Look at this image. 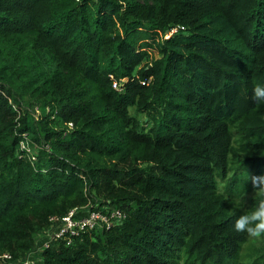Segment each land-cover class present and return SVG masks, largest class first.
<instances>
[{"label": "trees", "instance_id": "trees-1", "mask_svg": "<svg viewBox=\"0 0 264 264\" xmlns=\"http://www.w3.org/2000/svg\"><path fill=\"white\" fill-rule=\"evenodd\" d=\"M256 83L264 0H0V263L108 201L121 224L40 264H264V235L232 228L264 173Z\"/></svg>", "mask_w": 264, "mask_h": 264}, {"label": "built area", "instance_id": "built-area-1", "mask_svg": "<svg viewBox=\"0 0 264 264\" xmlns=\"http://www.w3.org/2000/svg\"><path fill=\"white\" fill-rule=\"evenodd\" d=\"M175 31L176 30L173 29L168 36ZM44 148L47 149L48 147L45 146ZM17 156L25 157L30 162L35 161L36 151L35 153L33 152L32 147L26 139V134H21L20 136ZM109 204L110 203L106 201L99 210L93 208H84L80 210L72 209L61 219L55 217L50 218L51 221L56 223L40 238L35 250L30 253L25 260L18 262L17 264H39L36 259L31 258L30 256H39V253L46 249L51 241L64 239L70 242V239L80 232H88L97 228H105L107 230L113 226L121 224L126 215L120 209L110 206ZM9 259L10 257L7 254H4L1 256L0 264H6L5 261Z\"/></svg>", "mask_w": 264, "mask_h": 264}, {"label": "clouds", "instance_id": "clouds-1", "mask_svg": "<svg viewBox=\"0 0 264 264\" xmlns=\"http://www.w3.org/2000/svg\"><path fill=\"white\" fill-rule=\"evenodd\" d=\"M251 100L253 103L264 104V83H256L251 88ZM245 180H250L252 188L256 190V200L250 210L234 216L232 228L240 233H246L251 237L264 235V173L247 175Z\"/></svg>", "mask_w": 264, "mask_h": 264}, {"label": "rangeland", "instance_id": "rangeland-1", "mask_svg": "<svg viewBox=\"0 0 264 264\" xmlns=\"http://www.w3.org/2000/svg\"><path fill=\"white\" fill-rule=\"evenodd\" d=\"M150 55L151 56H157V53H156V51H150ZM31 113H33V116L36 118L38 115H39V110L38 109H36V107H34L33 108V112L31 111ZM132 113V112H131ZM32 150H33V152L35 153V151H36V148H34V146L32 147ZM38 256V255H37ZM38 260L40 261V258H39V256H38Z\"/></svg>", "mask_w": 264, "mask_h": 264}, {"label": "crops", "instance_id": "crops-1", "mask_svg": "<svg viewBox=\"0 0 264 264\" xmlns=\"http://www.w3.org/2000/svg\"><path fill=\"white\" fill-rule=\"evenodd\" d=\"M30 257L36 259L37 262L40 264V261L38 260V256H33V255H31Z\"/></svg>", "mask_w": 264, "mask_h": 264}]
</instances>
